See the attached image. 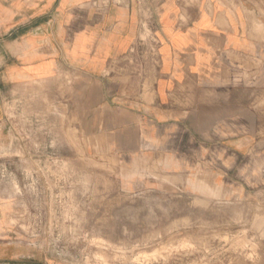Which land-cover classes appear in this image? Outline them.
Segmentation results:
<instances>
[{
  "label": "crops",
  "instance_id": "obj_1",
  "mask_svg": "<svg viewBox=\"0 0 264 264\" xmlns=\"http://www.w3.org/2000/svg\"><path fill=\"white\" fill-rule=\"evenodd\" d=\"M261 5L0 0V124L13 93L41 84L65 109L60 139L70 107L81 147L113 159L135 187L198 170L228 181L264 140ZM9 218L0 206V264H46L19 228H4Z\"/></svg>",
  "mask_w": 264,
  "mask_h": 264
},
{
  "label": "rangeland",
  "instance_id": "obj_2",
  "mask_svg": "<svg viewBox=\"0 0 264 264\" xmlns=\"http://www.w3.org/2000/svg\"><path fill=\"white\" fill-rule=\"evenodd\" d=\"M58 94L41 84L13 93L0 124L1 224L19 228L20 243L46 264H264V140L228 181L198 170L135 187L113 159L81 147L70 107L60 139Z\"/></svg>",
  "mask_w": 264,
  "mask_h": 264
}]
</instances>
